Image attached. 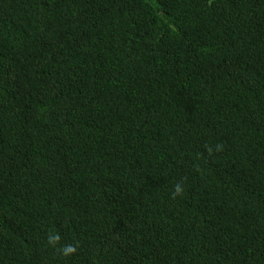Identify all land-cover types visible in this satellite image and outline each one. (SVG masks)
<instances>
[{"label": "trees", "instance_id": "16d2710c", "mask_svg": "<svg viewBox=\"0 0 264 264\" xmlns=\"http://www.w3.org/2000/svg\"><path fill=\"white\" fill-rule=\"evenodd\" d=\"M0 264H264V0H0Z\"/></svg>", "mask_w": 264, "mask_h": 264}]
</instances>
